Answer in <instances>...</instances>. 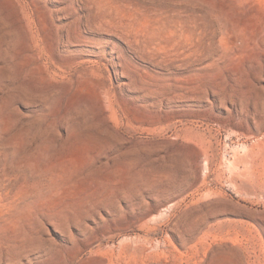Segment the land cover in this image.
Wrapping results in <instances>:
<instances>
[{
  "label": "rangeland",
  "instance_id": "1",
  "mask_svg": "<svg viewBox=\"0 0 264 264\" xmlns=\"http://www.w3.org/2000/svg\"><path fill=\"white\" fill-rule=\"evenodd\" d=\"M0 264H264V0H0Z\"/></svg>",
  "mask_w": 264,
  "mask_h": 264
},
{
  "label": "bare ground",
  "instance_id": "2",
  "mask_svg": "<svg viewBox=\"0 0 264 264\" xmlns=\"http://www.w3.org/2000/svg\"><path fill=\"white\" fill-rule=\"evenodd\" d=\"M260 143V142H259ZM259 143H258V145H259Z\"/></svg>",
  "mask_w": 264,
  "mask_h": 264
}]
</instances>
